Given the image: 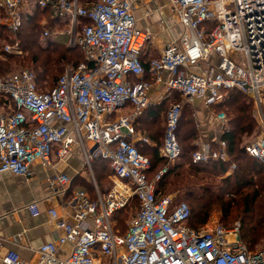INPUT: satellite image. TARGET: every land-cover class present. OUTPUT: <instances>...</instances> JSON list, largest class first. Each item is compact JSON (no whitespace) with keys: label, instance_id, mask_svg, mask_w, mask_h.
<instances>
[{"label":"built area","instance_id":"obj_1","mask_svg":"<svg viewBox=\"0 0 264 264\" xmlns=\"http://www.w3.org/2000/svg\"><path fill=\"white\" fill-rule=\"evenodd\" d=\"M139 1L0 0L2 22L12 33L21 29L25 13L43 10L48 13L43 38L66 36L67 44L84 55L48 90L38 88L29 69L0 75V176L29 179L36 163L52 168L77 152L96 187L93 198L84 190L71 191L72 178L64 172L47 179L56 194L71 191L66 201L71 211L63 217L56 207L48 210L62 234L40 246L37 264H264V247L250 249L241 238V222L190 227V205L176 201L174 194L157 193L156 183L167 167L150 179L151 160L134 141L149 142L137 135L136 122L157 85L170 103L159 147L170 162L183 152L177 133L184 105L200 101L215 107L238 90L252 100L260 125L246 151L264 163V0H169L183 33L147 65L141 52L151 34L137 25ZM4 50L23 54L19 40ZM211 54L216 62L208 60ZM215 116L217 133L228 132L227 111ZM212 142L198 136L194 163L229 161L226 142L217 138V147ZM100 157L108 159L112 170L105 194L93 173ZM235 168L233 163L229 170ZM134 202L137 211L121 232L115 215L132 209ZM27 207L33 216L41 214L38 202ZM66 243L73 246L62 259L57 251ZM2 257L7 264H22L15 250Z\"/></svg>","mask_w":264,"mask_h":264},{"label":"trees","instance_id":"obj_2","mask_svg":"<svg viewBox=\"0 0 264 264\" xmlns=\"http://www.w3.org/2000/svg\"><path fill=\"white\" fill-rule=\"evenodd\" d=\"M45 17H48V13L39 9L25 13L21 29L14 34L2 22L4 13L0 11V75L17 71L15 69L21 65L29 66L35 73L38 88L48 90L57 84L67 64L76 67L84 61V55L79 48L68 45L62 39L43 38L42 20ZM15 40L20 41L23 50L21 56L4 50L5 44L14 43ZM3 101L4 99L0 98V105ZM213 108L216 112L225 109L231 117L230 130L219 136V140H224L227 144L230 156L228 162L192 161L196 146L190 139L197 138L199 133L192 118L184 120V117H181L177 136L183 141L184 149L175 164L171 165L172 162L160 155V144L139 149L151 160L150 179L161 168L167 167L165 175L156 183L157 193L166 196L176 192V201H186L190 205V227L200 228L199 223H205L212 208L219 204L227 209L228 220L240 219L241 238L254 250L264 241V163L252 157L246 151V143L243 144V135H250L256 129L252 115L253 102L246 94L233 90L225 103ZM155 119L159 120V116ZM183 125L185 131L180 133ZM154 140L159 142L156 137ZM212 144L217 147V140ZM233 163L236 168L229 173ZM93 168L97 172L95 173L101 193H107L111 183L105 178L108 173H112L108 159L97 158L93 162ZM219 174L223 178L218 181L215 176ZM209 180L210 184H202ZM90 192L94 195L93 187ZM229 194L232 196L227 197ZM233 208L234 212L231 214ZM127 217V210H121L115 215L116 227L121 232L127 229Z\"/></svg>","mask_w":264,"mask_h":264},{"label":"crops","instance_id":"obj_3","mask_svg":"<svg viewBox=\"0 0 264 264\" xmlns=\"http://www.w3.org/2000/svg\"><path fill=\"white\" fill-rule=\"evenodd\" d=\"M135 15L138 27L152 35L151 46L156 45L151 49V46L147 47V42L142 49L141 57L147 65L153 58L161 55L169 41L181 36L183 26L174 14L169 0H140L136 4ZM191 70L199 71V67H193ZM162 88L157 85L150 91V105L136 122L137 135L149 139L148 143L141 141L140 138L134 139L141 149L157 145L154 139L157 135V123L161 119L155 118L158 116L160 118L163 113V109L159 106L165 100L169 102L162 98ZM210 109L211 107L205 105L203 112L197 109L194 115L198 119V136L214 141L220 136L217 133L220 122L214 114L209 113ZM34 170L35 175L29 179L12 175L0 176V238L2 239L0 264H7L2 256L9 250H15L20 254L22 264H37L40 246L49 241H57L62 234L57 226V220L51 217L48 210L56 207L61 216H66L71 211L66 201L73 190H84L91 194L90 190L93 187L94 195L91 196L96 197L92 176L84 166L82 155L77 152H73L64 161L57 162L52 168L36 163ZM56 172H64L72 178L71 191L66 195L56 194L49 188L47 179ZM34 201L39 203L41 210L39 216H33L27 207ZM72 246V243L60 245L58 256L62 259L66 258Z\"/></svg>","mask_w":264,"mask_h":264},{"label":"rangeland","instance_id":"obj_4","mask_svg":"<svg viewBox=\"0 0 264 264\" xmlns=\"http://www.w3.org/2000/svg\"><path fill=\"white\" fill-rule=\"evenodd\" d=\"M152 35H151V37H150V39L148 40V43H147V47L148 46H151V44L153 43V41H152ZM61 39L62 40H64L65 42L67 41V37L66 36H61ZM67 43V42H66ZM155 46L156 45H152L150 48L151 49H153V48H155ZM73 47V46H72ZM149 50V49H148ZM22 55V54H21ZM20 55V56H21ZM209 61H211V62H216L217 61V58H216V56L215 55H213V54H211L210 55V57H209V59H208ZM241 60H243V59H239V61H241ZM69 67H72V65L71 64H67L65 67H64V71L67 69V68H69ZM21 69H29V70H32V68L31 67H29V66H19V67H17L15 70H21ZM33 71V70H32ZM15 72V71H14ZM34 72V71H33ZM9 73V72H8ZM176 98L178 99V100H181V97L178 95V94H176ZM159 107H161L163 110H162V114L160 115V118L159 119H161V120H159L158 121V123H157V131H156V138H158L159 139V142L158 141H156L157 142V144H160L161 145V142L163 141V137H164V130H165V120H166V116H167V112H168V109H169V102H167L166 100H165V102H163V104L161 105V106H159ZM205 107V105L202 103V102H197V103H195V104H186V105H184V108H183V112H182V118L184 117V120L185 119H188V118H192L193 119V124L195 125V126H197V124H198V119L196 118V116L194 115L195 113H196V110L197 109H200V112H203V108ZM212 113V114H216L217 112L214 110V108L213 107H211V109H210V111H209V113ZM214 112V113H213ZM253 115V114H252ZM162 116H163V118H162ZM228 116L230 117V114H228ZM231 118V117H230ZM254 118V117H253ZM254 120H255V122H256V129L253 131V133L252 134H250V135H243V144L244 143H247L249 140H251L259 131H260V125H259V123H258V121L254 118ZM161 122H163V123H161ZM185 131V126L183 125V127H182V129H181V132L180 133H183ZM198 138V137H197ZM197 138H195V137H193V139H190V142H192L193 144H194V142L197 140ZM180 142H181V144H182V147H183V149H184V143H183V141L182 140H180ZM176 162H178V160L177 161H175V162H172V164L171 165H173V164H175ZM96 171L94 170V168H93V173H94V176H95V179L97 180V172L95 173ZM229 173L231 172L230 170L228 171ZM215 172H213V174H214ZM215 174H217V173H215ZM215 178H216V180H221V178H223V176L221 175V174H219V175H216L215 176ZM105 180H107L109 183H111V177H110V173H108V175L106 176V178H105ZM98 181V180H97ZM206 182H208V183H206ZM210 182H211V180H209V181H205L204 183H202V184H210ZM201 193V192H200ZM172 194H174V195H176V192H173ZM202 194V193H201ZM232 195L231 194H229V195H227V197H231ZM189 202V201H188ZM191 204V203H190ZM134 205L135 206H133V208L132 209H128L127 210V215H128V217H127V219H126V222L127 221H129V220H131L132 218H133V215H134V213L137 211V202H134ZM226 210L227 209H225V208H222L219 204H217L215 207H213L212 208V210H211V212H210V215H209V218H208V220L205 222V223H203V224H201V223H199V227L200 228H198V229H201V228H203V227H207V226H214V225H217V224H222V225H224V226H226V227H231V226H233V225H235L237 222H241L240 221V219L238 218V219H234V220H228L227 218H226ZM234 212V208L233 209H231V214ZM264 247V241H263V243L261 244V245H257V247L254 249V250H256V249H260V248H263Z\"/></svg>","mask_w":264,"mask_h":264}]
</instances>
